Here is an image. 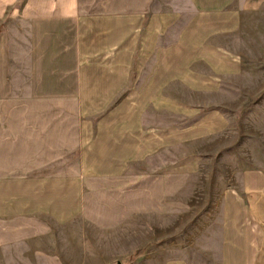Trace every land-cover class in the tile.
Wrapping results in <instances>:
<instances>
[{
  "label": "crops",
  "instance_id": "obj_1",
  "mask_svg": "<svg viewBox=\"0 0 264 264\" xmlns=\"http://www.w3.org/2000/svg\"><path fill=\"white\" fill-rule=\"evenodd\" d=\"M19 2L0 0V36L35 26L26 88L0 70V264H264V166L216 198L203 166L264 88V0Z\"/></svg>",
  "mask_w": 264,
  "mask_h": 264
},
{
  "label": "rangeland",
  "instance_id": "obj_2",
  "mask_svg": "<svg viewBox=\"0 0 264 264\" xmlns=\"http://www.w3.org/2000/svg\"><path fill=\"white\" fill-rule=\"evenodd\" d=\"M27 0H20L21 10L25 7ZM33 15L30 16L32 18ZM39 19L44 17L40 13ZM38 18V17H36ZM29 16L21 13L19 25L16 22H8L5 24L0 36V70H7L9 75V83L11 84V77H14V85H21L26 88L28 84V69L31 64V56L29 50L32 49V41L35 38V26L29 24ZM41 21V20H40ZM261 69L264 70V64ZM260 86H264V73L260 74ZM25 91V90H24ZM27 93L20 94V112L23 116H27ZM261 103L258 109L252 108L256 103ZM252 103H255L252 105ZM247 110L242 111L236 117V126L233 128V134L229 137L227 142L222 143L223 147L217 151L213 156L206 157L204 160V168L207 172H211L212 181V196L219 192V185L221 178L226 179L227 182L233 180L232 168L244 165H259L264 166V88H261L259 95L249 99L246 106ZM7 111L5 110V113ZM227 146V148H226ZM252 154H260V157H252ZM227 170L229 172H227ZM199 208V207H198ZM195 209H197L195 207ZM198 213V212H196ZM212 230L220 228L219 220V205L218 199H213L212 211ZM184 223H180V229H184ZM189 227L196 224V228H202L203 223L187 222Z\"/></svg>",
  "mask_w": 264,
  "mask_h": 264
}]
</instances>
